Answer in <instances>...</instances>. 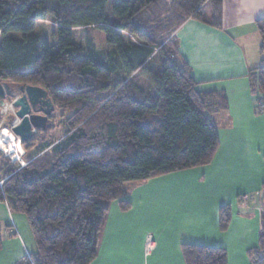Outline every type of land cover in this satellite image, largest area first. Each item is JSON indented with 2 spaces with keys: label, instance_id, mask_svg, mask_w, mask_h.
I'll use <instances>...</instances> for the list:
<instances>
[{
  "label": "trees",
  "instance_id": "obj_1",
  "mask_svg": "<svg viewBox=\"0 0 264 264\" xmlns=\"http://www.w3.org/2000/svg\"><path fill=\"white\" fill-rule=\"evenodd\" d=\"M222 5L0 0V80L42 87L70 112L62 140L36 147L25 165H0V201L25 216L36 245L16 264H91L111 203L131 207V184L211 163L219 134L209 114L226 110L227 97L196 88L175 32L189 18L221 28ZM256 25L263 53L264 18ZM248 78L264 106V62ZM219 214L224 231L231 206ZM261 219L252 264H264V196ZM182 251L186 264H227L223 247L184 243Z\"/></svg>",
  "mask_w": 264,
  "mask_h": 264
},
{
  "label": "crops",
  "instance_id": "obj_2",
  "mask_svg": "<svg viewBox=\"0 0 264 264\" xmlns=\"http://www.w3.org/2000/svg\"><path fill=\"white\" fill-rule=\"evenodd\" d=\"M222 27L195 18L175 32L178 50L201 92H224L228 108L209 114L217 125L219 147L211 163L131 184L123 210L111 203L91 264H186L184 243L223 247L227 264H252L260 246L264 196V111L248 74L264 62L256 21L264 0H223ZM242 196L243 200H239ZM231 206L226 230L220 208ZM4 236L0 264H16L36 245L24 215L0 201ZM22 233V235H21ZM149 235L153 248L147 252Z\"/></svg>",
  "mask_w": 264,
  "mask_h": 264
},
{
  "label": "water",
  "instance_id": "obj_3",
  "mask_svg": "<svg viewBox=\"0 0 264 264\" xmlns=\"http://www.w3.org/2000/svg\"><path fill=\"white\" fill-rule=\"evenodd\" d=\"M19 92L21 95H18ZM7 97H15L13 106L17 109L19 121L12 126V132L21 142L31 140L37 129L46 130L51 127L49 116L55 105L44 88L30 84L17 86L0 80V119Z\"/></svg>",
  "mask_w": 264,
  "mask_h": 264
},
{
  "label": "rangeland",
  "instance_id": "obj_4",
  "mask_svg": "<svg viewBox=\"0 0 264 264\" xmlns=\"http://www.w3.org/2000/svg\"><path fill=\"white\" fill-rule=\"evenodd\" d=\"M43 37L44 38L46 37V30H43ZM31 68L32 66L29 67L28 69ZM138 81H140V83L143 86L147 84V81L145 80L144 77H140ZM18 95H20V92ZM14 98L15 97H7L6 105L2 107V117L0 119V136L3 135L2 131L5 128L10 130L11 133H13L12 126L19 121V118L16 116L17 109L13 106ZM69 115L70 112H65L62 109L55 107L51 116V120H52L51 127L47 128L46 130L37 129L35 131L34 137L29 142V144H27L29 147L28 149H25L26 147L22 144V142L19 143L22 145L24 151L21 153H17V152L15 153V154H19L17 159L15 154L8 152L6 149H0V165L3 164V162H7V163L9 162L11 165H20V166L25 165L27 161V157L36 154L35 152L36 147L37 148L41 147L48 142L58 143L60 140H62V138L66 134L65 122L69 117ZM1 185H2V181H0V186ZM4 234H5L4 236H13L12 233L5 232Z\"/></svg>",
  "mask_w": 264,
  "mask_h": 264
},
{
  "label": "bare ground",
  "instance_id": "obj_5",
  "mask_svg": "<svg viewBox=\"0 0 264 264\" xmlns=\"http://www.w3.org/2000/svg\"><path fill=\"white\" fill-rule=\"evenodd\" d=\"M0 149H6L12 154L24 151L22 145L15 139V136L6 128L3 130V135L0 136ZM15 156L17 159L19 154H15Z\"/></svg>",
  "mask_w": 264,
  "mask_h": 264
},
{
  "label": "built area",
  "instance_id": "obj_6",
  "mask_svg": "<svg viewBox=\"0 0 264 264\" xmlns=\"http://www.w3.org/2000/svg\"><path fill=\"white\" fill-rule=\"evenodd\" d=\"M263 107H264V106H263V103H262V102H259V103H258V110H259V111H262ZM2 133H3V131H2ZM12 134L14 135V133H12ZM14 136H15V135H14ZM15 139H17L18 142L21 143V140H20V138H19L18 136H15ZM22 154H23V153H22ZM153 243H154L153 238H152L151 235H149V237L147 238V244H146V250H147V252H149V251L152 250V248H153Z\"/></svg>",
  "mask_w": 264,
  "mask_h": 264
},
{
  "label": "flooded vegetation",
  "instance_id": "obj_7",
  "mask_svg": "<svg viewBox=\"0 0 264 264\" xmlns=\"http://www.w3.org/2000/svg\"><path fill=\"white\" fill-rule=\"evenodd\" d=\"M18 94H19V93H18ZM20 95H21V93H20ZM51 116H52V115H50L49 118H51Z\"/></svg>",
  "mask_w": 264,
  "mask_h": 264
}]
</instances>
